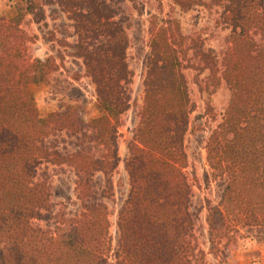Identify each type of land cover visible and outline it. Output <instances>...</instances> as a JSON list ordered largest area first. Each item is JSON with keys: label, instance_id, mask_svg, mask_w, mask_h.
<instances>
[{"label": "trees", "instance_id": "trees-1", "mask_svg": "<svg viewBox=\"0 0 264 264\" xmlns=\"http://www.w3.org/2000/svg\"><path fill=\"white\" fill-rule=\"evenodd\" d=\"M43 5L70 21L68 55L93 87L88 110L36 105L54 59L29 56L31 36L21 24ZM135 15L145 17L149 52L122 162L127 189L113 212L106 201L120 116L130 106L126 50ZM187 70L199 94L228 92L204 142L213 177L224 180L216 202L205 201L208 251L217 253L241 230L264 228V0H16L9 7L0 18V264H207L184 172L193 110ZM49 167L73 172L78 209L52 212Z\"/></svg>", "mask_w": 264, "mask_h": 264}, {"label": "rangeland", "instance_id": "rangeland-1", "mask_svg": "<svg viewBox=\"0 0 264 264\" xmlns=\"http://www.w3.org/2000/svg\"><path fill=\"white\" fill-rule=\"evenodd\" d=\"M16 0H0V18ZM41 13L25 16L21 28L31 36L27 44V53L32 58L44 59L53 57L54 70L47 79L36 88L35 101L38 107L49 108V111H60L73 106L85 110L94 101L93 87L84 77L80 61L68 55L66 43L72 41V28L66 15L56 5H43ZM165 11V9H164ZM146 10L144 11V13ZM145 17L132 16L129 22V45L126 50V62L132 71V78L127 86L130 106L121 114L117 128L116 152L118 163L111 176L113 196L106 201L113 210L123 199L127 185L123 171L125 145L136 124L135 110L142 96V79L144 64L149 52L145 32ZM188 85L193 110L189 114L188 127L185 134V153L187 166L184 170L191 186L190 210L195 216L194 232L199 247L205 252L207 264H264V228H245L234 242L218 247V252L208 251V237L204 222L205 201L214 204L224 187V180L213 177L204 152V142L210 130L216 125L228 98V92L220 87L210 95L199 94L193 83V72H184ZM47 182L49 201L54 205L53 213L58 210L72 212L78 209L74 196V175L68 168L48 169ZM92 180L97 189L102 185V177L95 174ZM109 233L112 243L115 241V216L109 217ZM41 223V222H40ZM42 224V223H41Z\"/></svg>", "mask_w": 264, "mask_h": 264}]
</instances>
